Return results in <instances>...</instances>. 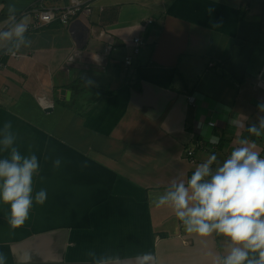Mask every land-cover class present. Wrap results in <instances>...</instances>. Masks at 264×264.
<instances>
[{
  "label": "crops",
  "instance_id": "obj_1",
  "mask_svg": "<svg viewBox=\"0 0 264 264\" xmlns=\"http://www.w3.org/2000/svg\"><path fill=\"white\" fill-rule=\"evenodd\" d=\"M67 2L0 0V30L14 6L31 41L17 52L0 40V128L11 122L21 153L36 154L33 189L48 193L16 229L0 202L6 264L25 252L32 264H134L129 258L142 252L157 264H212L209 253L224 254L228 242L186 233L169 208L151 201L209 155L222 164L238 139L249 138L264 155V136L229 123L247 126L264 115L257 109L264 101V0H94L89 15L31 27L32 7ZM100 29L117 40L109 55ZM136 34L145 43L126 65ZM75 48V62L63 69ZM194 139L206 148L191 163L186 148ZM7 155L0 150V158ZM56 157L63 158L59 169Z\"/></svg>",
  "mask_w": 264,
  "mask_h": 264
},
{
  "label": "clouds",
  "instance_id": "obj_2",
  "mask_svg": "<svg viewBox=\"0 0 264 264\" xmlns=\"http://www.w3.org/2000/svg\"><path fill=\"white\" fill-rule=\"evenodd\" d=\"M8 11L5 21L8 28L0 30V40L10 42L18 52L21 45L31 46L25 36L28 23L17 20L14 6ZM10 52L8 49L4 54ZM257 109L264 114V101L257 104ZM229 123L238 128L246 127L250 137L264 136V115H258L257 121L247 126L239 120ZM16 141L11 122H5L0 128V150L8 155L0 158V202L8 206L4 220L13 229L28 220L34 202L43 205L48 196L44 188L35 192L33 189L34 176L40 169L38 157L34 153L22 154ZM210 142L218 143L219 136H212ZM236 143L238 146L222 164L217 163L213 153L196 166L190 177L173 176L165 191L155 194L151 203L156 208H169L190 235L202 240L223 237L228 242L227 247L222 255L209 253L212 264H264V158L249 138L238 139ZM62 160L56 157L52 167L59 169ZM129 259L134 260V264H157L151 252ZM6 261L7 256L0 252V264ZM17 264H32V254L19 255Z\"/></svg>",
  "mask_w": 264,
  "mask_h": 264
},
{
  "label": "built area",
  "instance_id": "obj_3",
  "mask_svg": "<svg viewBox=\"0 0 264 264\" xmlns=\"http://www.w3.org/2000/svg\"><path fill=\"white\" fill-rule=\"evenodd\" d=\"M93 2L94 0H68V2L62 6H46L41 3L38 6H34L31 9V14L34 17V20L31 24V27L34 29H39L44 25L53 22L59 21L62 24H68L80 16L89 15L93 11ZM150 22L151 19H148ZM96 31L93 29V32ZM99 38L106 40L107 44L104 47L105 55H109L117 46V40L115 37L108 31L100 29L97 34ZM133 44V53L125 57V64L130 65L133 60V55L137 54L140 50V47L144 45V38L136 34L131 38ZM78 50L77 48L73 49L72 52L66 57V61L62 65V68L65 69L68 66L72 65L76 60ZM93 60H97L99 65L101 64L100 57L97 54L92 55ZM3 65L2 53L0 52V67ZM208 125L214 124L215 121L209 120ZM206 148V144L199 139H194L191 144L186 148L187 155L191 163L195 162V150ZM261 154V153H260ZM261 157L264 158V155L261 154Z\"/></svg>",
  "mask_w": 264,
  "mask_h": 264
},
{
  "label": "water",
  "instance_id": "obj_4",
  "mask_svg": "<svg viewBox=\"0 0 264 264\" xmlns=\"http://www.w3.org/2000/svg\"><path fill=\"white\" fill-rule=\"evenodd\" d=\"M61 94H64V95H66L68 97V90L62 89L61 90Z\"/></svg>",
  "mask_w": 264,
  "mask_h": 264
},
{
  "label": "trees",
  "instance_id": "obj_5",
  "mask_svg": "<svg viewBox=\"0 0 264 264\" xmlns=\"http://www.w3.org/2000/svg\"><path fill=\"white\" fill-rule=\"evenodd\" d=\"M192 174V173H191ZM191 174H190V176H191Z\"/></svg>",
  "mask_w": 264,
  "mask_h": 264
}]
</instances>
